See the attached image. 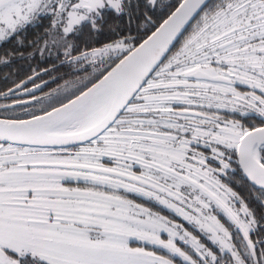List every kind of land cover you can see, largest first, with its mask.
I'll return each instance as SVG.
<instances>
[{"label":"snow or ice","instance_id":"1","mask_svg":"<svg viewBox=\"0 0 264 264\" xmlns=\"http://www.w3.org/2000/svg\"><path fill=\"white\" fill-rule=\"evenodd\" d=\"M2 44L0 264H264V0H0Z\"/></svg>","mask_w":264,"mask_h":264},{"label":"trees","instance_id":"2","mask_svg":"<svg viewBox=\"0 0 264 264\" xmlns=\"http://www.w3.org/2000/svg\"><path fill=\"white\" fill-rule=\"evenodd\" d=\"M163 2H165V3H172L173 5H175L176 2H177V0H163ZM44 23L46 25L47 24V21H45ZM40 30L42 31V29H40ZM30 35H31V32H30ZM10 47H11V44H2V45H0V51H2L4 48H10ZM54 62L55 61L52 60V59H44V60H42L40 58L39 54H37V56L32 61H30V62L16 60V61L13 62V65H16V66L24 65V66H26V68L25 69H22L20 71V73L18 74V77L21 76V75L23 77L24 75L31 73V68L28 67V64L29 63L32 66H37L38 65V68H37V70H38V69H40L42 67L49 66L50 64H52ZM10 71L11 70H8V72H10ZM58 71L63 72V71H65V69L60 68V69H58ZM15 79H17V77H15ZM60 82L62 83V81H60ZM257 124H260V122H257ZM222 179H223V182L225 184H227L229 187H231L234 191H236L237 193H239L241 196H245L246 197V196H248L250 194L251 195L252 194H256L255 191H253V192L250 193V187L249 186H250L251 183L248 182V180L243 176L241 170L237 166V162L235 164V167H232V168H230L228 170V174L227 175H223L222 176ZM237 181H242V183L241 184H238ZM136 202L137 203H145L146 206L153 207V209H156V210L166 211V210L162 209L161 206H159V205L153 206V204H149V203H147L146 201H144V200H142L140 198H136ZM194 233H195V231H194ZM177 264H179V261H177Z\"/></svg>","mask_w":264,"mask_h":264},{"label":"flooded vegetation","instance_id":"3","mask_svg":"<svg viewBox=\"0 0 264 264\" xmlns=\"http://www.w3.org/2000/svg\"><path fill=\"white\" fill-rule=\"evenodd\" d=\"M19 66H20V65H19ZM13 67H17V66H16V65H13ZM45 67H48V66H45ZM45 67H42V68H45ZM25 68H26V66H24L22 69H25ZM8 70H11V69L8 68V67H0V78H1V79H0V91H4V90H6V88H8V87H12V86H13L12 83H11L10 81H5V80L3 79V74H4L5 72H8ZM38 70H39V69H38ZM29 74H30V73H29ZM24 76H25V75H24ZM24 76L22 77V75H21V76L18 77V75H17V76H16L17 79H15L16 82L18 83L20 79H23V78H24ZM42 79H44V80H48V77H47V76H43ZM36 82L39 83V81H36ZM31 86H32L31 84H28V87H31ZM55 87H56L55 84L50 83L48 87H45V88L43 89V92H49L50 89L55 88ZM240 90H241V91H246L247 89H245V88H243V87H240ZM36 95L39 96V95H42V93L39 92V91H37V92H36ZM19 98H20V99H28L27 96H20ZM10 102H11L10 100H7V101H6V100H4V99H0V103H10ZM15 112H16L17 115H21V113H20V109H19V108L15 109ZM3 116H4V110H3V109H0V117H3ZM22 118H24V117H22ZM237 118H239V117H237ZM257 122H260L258 118H256V119H252V120H246V121H245V124H246V126H254V127H259V126H261L260 124H257ZM236 162H237V158L234 157L231 166H232V167H235ZM214 166H215V165H214ZM237 166L239 167L238 162H237ZM232 167H231V168H232ZM221 179H222V177H221ZM222 181H223V179H222ZM252 195H255V194H252ZM253 206H254V205H253ZM213 207H215V206H213ZM236 207H239V205L237 204ZM213 215H216L217 218L220 219L222 223H225V222H226V218L224 217V214H223L220 210L217 209L216 211H214V212H213ZM190 226H191V225H190ZM191 228H193V227L191 226ZM188 230H189V229H188ZM189 231H192V229L189 230ZM194 231H195V233H196L200 238H202V239L204 238L203 233H200L198 229H193V231H192L193 234H195ZM232 231H233V234H234V235H237L235 229H232ZM252 239H254V240L256 239L255 235L252 236ZM205 242H206V241H205Z\"/></svg>","mask_w":264,"mask_h":264},{"label":"rangeland","instance_id":"4","mask_svg":"<svg viewBox=\"0 0 264 264\" xmlns=\"http://www.w3.org/2000/svg\"><path fill=\"white\" fill-rule=\"evenodd\" d=\"M222 176H223V175H221L219 178L221 179ZM221 182L224 183V182L222 181V179H221ZM164 210H166V211L153 209V211H161V214H163V215H167L170 219H173V220H174L175 222H177V223H181V224H183V226H184L185 228H187V229H189V230L192 229V231H193V228H191V226L187 223V221H184L182 217L176 215L175 213L170 212V211L167 210V209H164ZM187 224H188V225H187ZM162 238H163V239H167L166 234H163V235H162ZM133 246H136V245L134 244Z\"/></svg>","mask_w":264,"mask_h":264},{"label":"water","instance_id":"5","mask_svg":"<svg viewBox=\"0 0 264 264\" xmlns=\"http://www.w3.org/2000/svg\"><path fill=\"white\" fill-rule=\"evenodd\" d=\"M0 118H3V117H0ZM239 169H240V167H239ZM241 170V172H242V169H240ZM242 174H243V172H242ZM243 176H244V174H243ZM245 177V176H244ZM246 178V177H245ZM247 179V178H246ZM248 180V179H247ZM248 182H250L249 180H248ZM251 183V182H250Z\"/></svg>","mask_w":264,"mask_h":264}]
</instances>
